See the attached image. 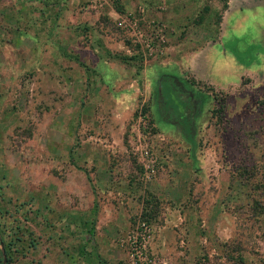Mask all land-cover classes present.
Here are the masks:
<instances>
[{"label":"rangeland","instance_id":"rangeland-1","mask_svg":"<svg viewBox=\"0 0 264 264\" xmlns=\"http://www.w3.org/2000/svg\"><path fill=\"white\" fill-rule=\"evenodd\" d=\"M225 5L0 0L2 264H264V0Z\"/></svg>","mask_w":264,"mask_h":264},{"label":"trees","instance_id":"trees-1","mask_svg":"<svg viewBox=\"0 0 264 264\" xmlns=\"http://www.w3.org/2000/svg\"><path fill=\"white\" fill-rule=\"evenodd\" d=\"M221 1H225L226 2V5L224 6L225 8L227 7V0H221ZM207 10V9H206ZM220 19L221 18H219V23H218V26L220 25ZM173 80V84H174V78L172 79ZM181 101V100H180ZM186 105V104H185ZM186 108V107H185ZM185 108L183 109V111L185 110ZM186 131V130H185ZM186 134L188 135V139L189 138H192V135H190V133H188L187 131H186ZM190 141H192V140H190ZM9 261V260H8ZM7 261V262H8ZM0 264H2V260H0ZM8 264H10V262H8Z\"/></svg>","mask_w":264,"mask_h":264},{"label":"flooded vegetation","instance_id":"flooded-vegetation-1","mask_svg":"<svg viewBox=\"0 0 264 264\" xmlns=\"http://www.w3.org/2000/svg\"><path fill=\"white\" fill-rule=\"evenodd\" d=\"M188 132V131H187Z\"/></svg>","mask_w":264,"mask_h":264}]
</instances>
